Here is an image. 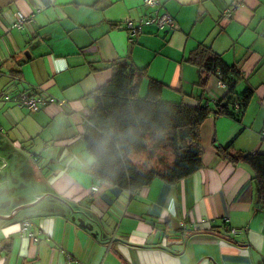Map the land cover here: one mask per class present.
Wrapping results in <instances>:
<instances>
[{
    "label": "crops",
    "instance_id": "crops-1",
    "mask_svg": "<svg viewBox=\"0 0 264 264\" xmlns=\"http://www.w3.org/2000/svg\"><path fill=\"white\" fill-rule=\"evenodd\" d=\"M161 10L177 29L142 25L130 45L124 22L149 16L144 0H0V96L65 102L34 113L0 103V215H14L0 219V264H264L252 170L216 152L264 154V0H162ZM16 14L30 17L22 29L10 28ZM201 46L239 71L236 92H253L239 118L211 114L201 124V169L175 185L155 178L134 194L94 178L83 134L110 66L144 71L141 99L154 80L163 103L213 108L225 88L209 76L202 90L187 61ZM163 157L130 159L146 172L173 161ZM24 220L37 244L21 238Z\"/></svg>",
    "mask_w": 264,
    "mask_h": 264
},
{
    "label": "trees",
    "instance_id": "trees-1",
    "mask_svg": "<svg viewBox=\"0 0 264 264\" xmlns=\"http://www.w3.org/2000/svg\"><path fill=\"white\" fill-rule=\"evenodd\" d=\"M187 61L199 70L198 86L202 90L209 76L224 84L225 95L213 108L201 102L195 107L163 103L160 96L164 86L154 80H149L146 96L141 99L138 93L144 71L135 69L127 61L110 66L109 81L90 96L93 105L84 127L83 144L92 158L94 178L134 194L155 178L175 185L201 169V124L211 114L239 118L253 92L248 88L236 92L241 78L239 71L225 64L209 48H196ZM165 144L173 161L162 169L151 168L144 172L130 159L133 154L145 151L154 155ZM216 152L229 163L250 167L254 189L264 205V154H231L229 148L219 146Z\"/></svg>",
    "mask_w": 264,
    "mask_h": 264
},
{
    "label": "built area",
    "instance_id": "built-area-1",
    "mask_svg": "<svg viewBox=\"0 0 264 264\" xmlns=\"http://www.w3.org/2000/svg\"><path fill=\"white\" fill-rule=\"evenodd\" d=\"M144 6L150 10V14L147 18H139L137 20H133L128 18L124 22V28L128 34L127 42L128 44H133L136 36L142 33V25H155L159 30H170L175 31L177 29V24L174 19L165 11H162V0H144ZM238 6V4H234L231 8H228L226 12H224L223 16L226 18H230L234 9ZM40 8L37 9L39 11ZM30 22V17L23 16L21 14H16L15 19L12 21L10 28L12 29H22ZM222 88H225L224 84L219 83ZM38 96V94L25 93L19 96H0V103L2 102H11L15 106L21 107L25 106L31 113H34L39 110V105L42 103H56L59 106H64V101L56 100L53 97H47L42 95ZM237 109L238 106L235 105ZM261 138L264 140V127L261 130ZM19 233L21 238L30 241L32 244H37L38 242V234H35L32 230V224L28 220H24L19 227ZM238 230H231V234L236 236ZM164 246H167V242L164 240ZM3 250V245L0 244V252ZM66 259L71 261L72 258L66 254ZM82 264V263H80Z\"/></svg>",
    "mask_w": 264,
    "mask_h": 264
},
{
    "label": "rangeland",
    "instance_id": "rangeland-1",
    "mask_svg": "<svg viewBox=\"0 0 264 264\" xmlns=\"http://www.w3.org/2000/svg\"><path fill=\"white\" fill-rule=\"evenodd\" d=\"M166 144L165 146H162L157 152L162 153V156H164L163 158L167 159L168 161H170V158L172 159V154L169 150V148H167ZM166 161V162H168ZM155 167V166H154ZM157 168V167H156Z\"/></svg>",
    "mask_w": 264,
    "mask_h": 264
},
{
    "label": "water",
    "instance_id": "water-1",
    "mask_svg": "<svg viewBox=\"0 0 264 264\" xmlns=\"http://www.w3.org/2000/svg\"><path fill=\"white\" fill-rule=\"evenodd\" d=\"M13 215V213H11V214H9V215H6V216H1L0 215V219H5V218H8V217H10V218H8V219H11L12 217H14V215Z\"/></svg>",
    "mask_w": 264,
    "mask_h": 264
}]
</instances>
